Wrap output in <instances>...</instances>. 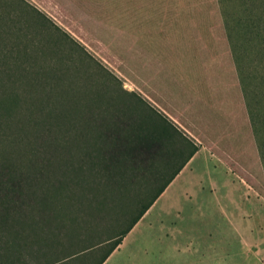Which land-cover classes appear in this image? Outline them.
<instances>
[{
  "label": "trees",
  "instance_id": "1",
  "mask_svg": "<svg viewBox=\"0 0 264 264\" xmlns=\"http://www.w3.org/2000/svg\"><path fill=\"white\" fill-rule=\"evenodd\" d=\"M216 2L264 173V0ZM11 7L0 14V124L37 116L78 81L114 75L27 0ZM197 149L140 93L108 83L67 95L35 127L0 133V264H103ZM131 192L124 227L98 230Z\"/></svg>",
  "mask_w": 264,
  "mask_h": 264
},
{
  "label": "rangeland",
  "instance_id": "2",
  "mask_svg": "<svg viewBox=\"0 0 264 264\" xmlns=\"http://www.w3.org/2000/svg\"><path fill=\"white\" fill-rule=\"evenodd\" d=\"M14 1L0 0V14ZM27 1L80 41L114 75L90 77L62 89L40 114L16 124H0V133L39 125L64 97L92 85L108 83L137 91L138 84L174 95L188 66L201 79L203 99L201 106H189L178 116L194 119L197 128L199 119L203 125L211 121L216 127L211 133L221 143L215 148L221 155L209 148L191 161L188 173L197 181L185 180L193 181L194 187L178 192L179 198H157L103 264H264V173L216 0ZM163 66L167 74L161 73ZM212 88L224 98L213 103L207 99ZM171 102L182 100L174 97ZM135 197L131 192L97 229L114 234L124 227V213L135 207ZM61 199L51 198L59 213L65 212ZM69 215L81 217L77 212L65 217Z\"/></svg>",
  "mask_w": 264,
  "mask_h": 264
},
{
  "label": "crops",
  "instance_id": "3",
  "mask_svg": "<svg viewBox=\"0 0 264 264\" xmlns=\"http://www.w3.org/2000/svg\"><path fill=\"white\" fill-rule=\"evenodd\" d=\"M166 66L160 67L162 70L161 73L167 74L168 70L165 69ZM183 77V85L182 87L175 88L177 91L173 95L172 91L169 92V94H165L164 92L158 91L156 92L155 89L152 91L147 90V88H144L137 84V92L140 93L144 98L147 100H151L150 102L158 108L161 112L166 114L172 121H174L183 131H187L193 138V142L198 146L197 151L193 154V156L187 161V163L183 166V168L179 171V173L173 178V180L167 185L165 190L159 195L158 198H179L178 192L185 191V188L187 186L194 187V182H187L185 179L186 177L189 179H194L197 181L195 176L190 175L188 172L190 170V167L192 166V160L194 157L200 155L204 149H211L214 150L212 153L214 155H219L220 150L215 148H220L221 143H219V139L214 136L211 131L212 129H216V127H211V121L208 122V125H203V122L201 119H199V125L200 127L197 128L194 124L196 123L194 119H191V121H188L186 119H183L184 117H180L178 115H182V111H187L185 108L191 106H201V98L203 99V95L201 92V86H200V77L193 76L191 67L188 68V66L185 69ZM154 77V76H153ZM152 84L155 80V78H152ZM175 79V78H174ZM213 89V88H212ZM159 90V89H158ZM136 91V90H135ZM181 99L182 103H178L175 105L171 102L173 98ZM207 99H211L212 103L217 98H224L223 93L221 94V97L217 92L213 89L209 91V94L205 96ZM228 98H226L227 100ZM210 104V103H208ZM175 108V109H174ZM181 108V109H180ZM193 109V108H192ZM194 113V110H192ZM186 115V114H185ZM189 123H192V125H189ZM199 130L200 132L197 134L194 131ZM194 132V133H193ZM214 148V149H213ZM221 151L228 156L231 154L230 151L223 150ZM221 155V154H220ZM230 166V171L232 172V166ZM194 169V168H193Z\"/></svg>",
  "mask_w": 264,
  "mask_h": 264
}]
</instances>
